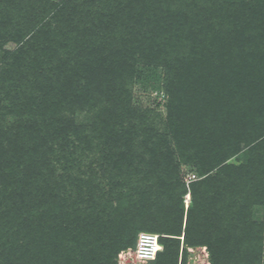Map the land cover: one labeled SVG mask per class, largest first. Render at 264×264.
Instances as JSON below:
<instances>
[{
    "label": "trees",
    "instance_id": "16d2710c",
    "mask_svg": "<svg viewBox=\"0 0 264 264\" xmlns=\"http://www.w3.org/2000/svg\"><path fill=\"white\" fill-rule=\"evenodd\" d=\"M142 231L150 264H264V0H0V264H118Z\"/></svg>",
    "mask_w": 264,
    "mask_h": 264
},
{
    "label": "rangeland",
    "instance_id": "374dc122",
    "mask_svg": "<svg viewBox=\"0 0 264 264\" xmlns=\"http://www.w3.org/2000/svg\"><path fill=\"white\" fill-rule=\"evenodd\" d=\"M152 85L153 83L151 84L148 78L144 80H138L134 84L132 89V101L136 106L150 107L163 113V103L165 101V95L162 89L153 88ZM182 173L184 179H186L187 175L191 173L195 174L193 171H190L186 167L182 168ZM187 194L184 196L185 206L189 203L190 196ZM206 259L207 251L204 247H200L197 249L188 248L187 264H209L208 260ZM116 262L118 264H150L149 261H136L133 256V249H127L121 252L118 255V260Z\"/></svg>",
    "mask_w": 264,
    "mask_h": 264
},
{
    "label": "built area",
    "instance_id": "2783aa9c",
    "mask_svg": "<svg viewBox=\"0 0 264 264\" xmlns=\"http://www.w3.org/2000/svg\"><path fill=\"white\" fill-rule=\"evenodd\" d=\"M196 179V175L191 173L184 179L186 185ZM188 195V194H187ZM136 246L133 249V256L136 261H149L155 258L156 253L161 249L158 241V234L142 231L137 233Z\"/></svg>",
    "mask_w": 264,
    "mask_h": 264
}]
</instances>
